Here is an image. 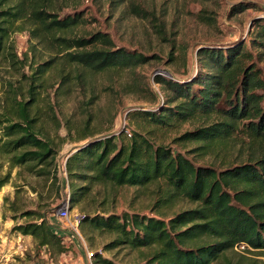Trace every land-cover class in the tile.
<instances>
[{
	"label": "trees",
	"instance_id": "16d2710c",
	"mask_svg": "<svg viewBox=\"0 0 264 264\" xmlns=\"http://www.w3.org/2000/svg\"><path fill=\"white\" fill-rule=\"evenodd\" d=\"M52 5L53 0H0V64L6 62L13 68L24 64L26 58L18 57L12 39L16 33H29L31 50L40 45L55 54L36 67L28 97L21 86L12 82L5 86L0 96V157L11 168L24 167L33 176L60 182L58 152L39 127L37 113L41 98L36 90L44 89L46 74L57 75L58 92L64 86L70 88L72 77L132 71L148 64L150 58L118 48L109 34L72 35L83 24L81 14L61 17ZM253 41L264 48V19ZM199 53L210 71L185 82L156 77L169 98L157 111L131 114L138 124L133 138L127 142L118 136L92 140L67 159L72 209L93 185L104 184L157 187L161 199L154 211L161 215L178 202L192 205L169 220L139 213L104 212L94 218L86 214L81 225L115 236L109 250L122 246L147 250L144 264H216L221 259L229 261L228 254L240 244L252 248L248 253L264 256L263 70L243 46L228 51L205 48ZM216 117L222 121L211 123ZM186 124L199 125L181 133ZM147 127L153 130L145 134ZM174 133L179 135L176 143L196 145L190 153L202 157L239 141L248 142L254 152L246 162L202 166L164 144L162 138ZM89 137L85 134L80 139ZM78 180L89 186L77 187L74 182ZM5 183H0V190ZM25 216L36 222L19 226L22 235L32 236L40 247L66 251L63 237L45 215L30 212ZM96 257L97 264H113Z\"/></svg>",
	"mask_w": 264,
	"mask_h": 264
},
{
	"label": "rangeland",
	"instance_id": "374dc122",
	"mask_svg": "<svg viewBox=\"0 0 264 264\" xmlns=\"http://www.w3.org/2000/svg\"><path fill=\"white\" fill-rule=\"evenodd\" d=\"M238 5L247 9L237 11ZM52 9L61 17L81 14L83 24L72 35L109 34L118 48L148 56L150 61L132 71L72 77L70 88L64 86L58 92L57 75L46 74L44 89L36 90L41 98L37 113L39 127L54 141L58 152L56 163L60 182L33 176L24 167L11 168L7 160L0 157V183L7 181L0 190V264H97L96 256L113 264H144L147 250H130L124 246L109 250L114 235L88 225L73 227L74 216L82 213L94 218L104 212L139 213L169 220L192 205L178 202L161 215L154 211L161 199L157 187L120 188L104 184L93 185L91 192L72 209V180L67 172V159L92 140L118 136L127 142L130 138L123 133L125 130H129L133 138L138 124L131 114L157 111L169 98L164 85L155 81L156 77L185 82L210 71L200 56L202 49L228 51L243 46L253 54L254 63L264 75V48L253 41L258 34L259 21L264 19V0H53ZM12 39L18 57L26 60L14 68L6 62L0 64V96L5 86L12 82L21 86L28 97L30 77L36 67L55 54L48 53L40 45L31 50L33 42L28 32L16 33ZM214 121L222 120L217 117L210 120ZM198 125L186 124L181 133ZM150 130L153 129L147 127L144 133ZM85 134L90 137L80 139ZM178 136L174 133L162 139L173 151L202 166L219 168L223 162H246L254 152L249 149L248 142L239 141L202 157L199 153H190L196 145L176 143ZM74 183L80 188L89 186L82 180ZM67 202L72 218L63 220L58 211ZM30 212L46 216L47 222L63 237L64 253L40 247L32 236H24L17 230L19 226L36 222L35 218L25 216ZM228 259L216 264L264 262V256L237 251L229 253Z\"/></svg>",
	"mask_w": 264,
	"mask_h": 264
},
{
	"label": "built area",
	"instance_id": "2783aa9c",
	"mask_svg": "<svg viewBox=\"0 0 264 264\" xmlns=\"http://www.w3.org/2000/svg\"><path fill=\"white\" fill-rule=\"evenodd\" d=\"M125 134L127 135V137L129 138H132V134L129 130H125ZM58 216L60 219H71L72 218V213H71V210L68 206V202L65 203L58 211ZM86 219V214H76L74 216V222L75 224H72L73 227H76L78 228L79 225H81ZM249 250H252V248L247 245V244H240L239 246L236 247V251L239 252V253H248Z\"/></svg>",
	"mask_w": 264,
	"mask_h": 264
},
{
	"label": "crops",
	"instance_id": "0c3cea01",
	"mask_svg": "<svg viewBox=\"0 0 264 264\" xmlns=\"http://www.w3.org/2000/svg\"><path fill=\"white\" fill-rule=\"evenodd\" d=\"M56 232H58L57 230H56ZM59 233V232H58Z\"/></svg>",
	"mask_w": 264,
	"mask_h": 264
}]
</instances>
